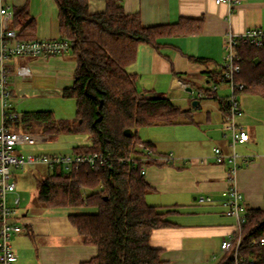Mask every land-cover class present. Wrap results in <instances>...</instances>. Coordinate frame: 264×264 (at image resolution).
<instances>
[{"label": "crops", "instance_id": "obj_1", "mask_svg": "<svg viewBox=\"0 0 264 264\" xmlns=\"http://www.w3.org/2000/svg\"><path fill=\"white\" fill-rule=\"evenodd\" d=\"M5 2L13 12L27 7L35 20L34 38H62L56 0ZM122 4L126 13H138L145 26L175 24L184 19V27L190 30L160 37L157 47L139 45L136 61L129 70L138 76L141 95L169 97L181 108L192 109L195 121L153 125L160 129L156 137L146 135L142 138L139 132L140 138L151 143L158 154L172 152L174 155L172 160L151 163L146 169L145 178L151 185L147 202L175 210L168 215L173 223L156 229L151 243L162 249L163 264H215L213 262L224 253L223 239L234 233L238 225L236 218L226 214L222 203L223 191L230 182L228 164L218 162L214 154L216 146L226 153L231 151L230 140L224 135L225 113L220 104V100L229 95L230 88L226 83L219 84L215 92L217 98H198L197 93L214 84V79L207 78L205 71L208 66L218 70L226 54L225 37L229 31L240 34L249 28H264V0L220 3L215 0H122ZM89 9L102 12L106 9V1L89 0ZM196 58L208 63L198 62ZM7 66L12 91L11 110L21 114L50 110L57 119H63L66 118L63 110L76 105L74 98L64 96V90L74 82L77 68V59L70 51L50 56H17L10 59ZM23 66L29 68L30 74L18 72ZM188 87H192L193 92H189ZM196 99L198 103L194 105ZM239 100L243 112L237 120L249 132L250 140L238 144L236 149L251 160L237 169L234 183L246 206L264 208V141L260 138L264 132V95L243 91ZM198 113L202 116L197 119ZM2 119L0 99V123ZM59 134H43L41 141L45 144L42 145L56 142ZM164 135L166 138L161 139ZM88 142L90 140L81 144ZM42 145L33 152L45 154ZM29 167L31 190L28 176L19 181L14 170L21 202L11 221L24 227L12 238L17 254L14 264H83L95 257L98 246L85 244L68 217L74 208L46 206L39 200L38 180L49 173L48 165ZM14 196L15 193L9 194L10 205H13ZM201 197L211 200L201 201Z\"/></svg>", "mask_w": 264, "mask_h": 264}, {"label": "trees", "instance_id": "obj_2", "mask_svg": "<svg viewBox=\"0 0 264 264\" xmlns=\"http://www.w3.org/2000/svg\"><path fill=\"white\" fill-rule=\"evenodd\" d=\"M56 1L60 34L77 59L74 82L64 90V96L76 100L75 116L57 119L50 110L26 111L20 119H8L7 125L43 134L84 133L90 142L75 146L73 154L102 152L108 157L105 165L84 162L67 168L62 163L49 164V173L38 180L41 203L74 208L68 217L82 241L98 246V254L83 264H163L162 249L153 246L151 239L156 229L173 223L168 215L175 210L147 202L151 185L141 167L145 164L147 169L159 160L143 161L144 152L137 144L145 142L154 148L140 138L139 129L193 123L194 115L192 109L181 108L169 97L141 95L138 76L129 66L136 61L139 45L157 47L160 37L190 32L184 27L186 20L145 26L138 13L124 11L122 0H105L102 12H91L89 0ZM13 25L21 37L34 38L35 20L27 7L16 9ZM239 51L242 61L236 80L245 83L243 91L264 95V48L243 44ZM195 60L208 63L203 58ZM205 72L214 79L213 85L224 83L219 67L208 66ZM212 86L202 90L215 94ZM227 97L220 100L224 113ZM127 128L129 136L124 133ZM123 158H133L134 167L130 162L120 163ZM240 227L239 243L233 242L215 264H264V208L245 205Z\"/></svg>", "mask_w": 264, "mask_h": 264}, {"label": "built area", "instance_id": "obj_3", "mask_svg": "<svg viewBox=\"0 0 264 264\" xmlns=\"http://www.w3.org/2000/svg\"><path fill=\"white\" fill-rule=\"evenodd\" d=\"M217 3L228 0H215ZM14 12L5 0H0V99L3 107V119L0 123V264H14L17 254L12 244L14 235L23 231L21 223L12 222L11 218L17 214V207L21 202V196L17 192V180L14 170L25 169L27 166L36 164L62 163L67 168L69 166L88 162L91 165H105L109 163L108 157L102 152L88 154H55L52 156L38 153L24 154L20 147L24 145H34L43 139L39 133L24 130H13L7 125L8 119H20L21 114L11 110L9 103V70L7 63L10 59L17 56H50L63 54L70 51L69 41L66 38L55 39H25L20 36L19 31L13 26ZM243 44H250L255 47L264 48V28H249L243 33L229 31L225 37V57L219 64L220 78L230 88L228 95V111L225 113L226 131L225 137L230 140L231 151L226 153L219 146L214 147L216 160L228 164L227 177L229 186L223 191L222 203L226 214L236 218L237 230L223 239L221 248L228 250L233 242L239 243L241 223L245 221V204L242 201L241 192L235 187L234 178L237 169L247 164L251 158L241 155L236 146L250 140L247 129L238 122L237 118L243 112L239 93L245 88L244 82H238L236 75L241 69L242 55L239 47ZM20 74H30L29 68L20 67ZM183 85H185L183 83ZM218 85H213V91L217 90ZM198 98H214L215 94L205 90H198ZM138 148L144 152L143 161L159 160L170 161L172 154L157 155L155 151L145 142H139ZM130 162L134 167L133 158H123L120 163ZM141 172L146 173L145 164L141 167ZM15 193L13 205L9 203V194ZM211 200L210 197H201V201ZM264 243V237L261 238Z\"/></svg>", "mask_w": 264, "mask_h": 264}, {"label": "rangeland", "instance_id": "obj_4", "mask_svg": "<svg viewBox=\"0 0 264 264\" xmlns=\"http://www.w3.org/2000/svg\"><path fill=\"white\" fill-rule=\"evenodd\" d=\"M247 94H252V93H247ZM8 100H9V103L13 106L12 95L9 96ZM211 102L215 103V101H211ZM63 113H64V115H66V118H70V119L74 118L75 113H76V105H71V106L69 105V108L67 107L65 110H63ZM214 113L215 112L212 111V115ZM19 114H21V113H19ZM200 116H202V114L198 113V114H196L195 117L198 119ZM150 127H151L150 129H143L142 131H141V129L139 130L140 134L142 135V138H145L146 135H153L156 137L158 130H160V129H157L159 127L158 126H150ZM36 133H39V132H36ZM58 137L59 138L56 142L53 141L54 143H51L48 145H42V144H45V142L43 143V141H40L39 143H37L35 145H24V146L20 147V149L21 148L24 149V151H23L24 154L35 153V152H33L34 149L37 148V146L42 145L43 148L45 149V154L50 152V151H53V152H55V154L71 155V154H73V148L75 146H77L78 144H81L82 142L90 140L88 138V135L84 134V133H60ZM163 138H166V136L164 135L161 137V139H163ZM260 138L262 139V141H264V132L260 134ZM170 140H171V138H170ZM169 143H165V145H168ZM237 148H238V146H237ZM48 154H54V153H48ZM29 168L30 167L28 166L25 169H17L15 172H16V175L18 176L19 181L21 180V178L23 180H25L28 176V182L30 183V184L28 183V187L31 190L32 179H31V173L29 172L30 171ZM23 170H27V171H23ZM21 174H24V175H21ZM26 184H27V180H26ZM214 259H216V258H214ZM218 259H219V257H218ZM217 260H215L213 263H216Z\"/></svg>", "mask_w": 264, "mask_h": 264}, {"label": "water", "instance_id": "obj_5", "mask_svg": "<svg viewBox=\"0 0 264 264\" xmlns=\"http://www.w3.org/2000/svg\"><path fill=\"white\" fill-rule=\"evenodd\" d=\"M256 62H258V60H256ZM187 90L189 92H193V88L192 87H188ZM197 103H198L197 99L193 101L194 105H196ZM124 133H125L126 136H129L131 134V129L130 128L125 129Z\"/></svg>", "mask_w": 264, "mask_h": 264}]
</instances>
